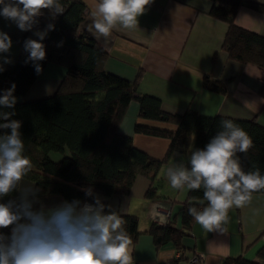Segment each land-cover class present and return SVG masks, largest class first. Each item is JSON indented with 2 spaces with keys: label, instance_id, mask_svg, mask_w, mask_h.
I'll use <instances>...</instances> for the list:
<instances>
[{
  "label": "trees",
  "instance_id": "obj_1",
  "mask_svg": "<svg viewBox=\"0 0 264 264\" xmlns=\"http://www.w3.org/2000/svg\"><path fill=\"white\" fill-rule=\"evenodd\" d=\"M210 1L209 13L223 19L228 25L221 49L235 61L264 67V34L239 26L234 21L237 9L244 2L262 12L264 3L246 0ZM59 2L62 14L53 16L44 10L33 26L42 32L46 31L45 38L40 41L46 51L45 60L39 62L42 69L49 62L63 65L66 69L55 92L34 100L21 99L39 76L33 63L25 62L29 55L27 52L10 69L0 72V95L15 83L13 95L17 98L14 108L0 106V111L15 112L11 119L21 122L24 155L32 162V170L25 178L31 179L35 188L40 189L38 195L58 194L64 200L79 199L92 203L93 198L81 190L91 188L94 195L105 203L112 196H118L119 200L127 196L134 178L141 175L149 180L145 198L156 201L162 198L158 194V172L172 152L175 149H203L221 130V121L225 119L236 123L252 140V147L247 153H237L243 170L247 172L258 168L264 175V126L254 120L202 115L191 106L181 113L164 110L159 98L139 92L141 71L130 80L105 69L108 52L92 35L79 28L88 15L84 1ZM49 24L54 25V30H47ZM203 85L220 93L226 92L222 80L210 79L207 75L203 77ZM259 92L264 98V85ZM133 99L138 101L140 117L175 125L173 129H168L139 122L134 124L135 132L169 140L161 158L137 148L131 136L118 131L120 120ZM4 133H10V129H0V134ZM52 153H59L60 157L53 159ZM203 195V188L187 189L186 197L179 201L181 226L173 224V216L169 212L167 223L153 222L145 229L157 246L172 241L176 248H182L181 239L188 235L187 229L194 221L188 208L194 206L202 210L207 205ZM119 215L131 237V249L141 232L138 229V217L131 213ZM3 231L10 232L9 229ZM262 235L264 231L259 237L262 238ZM258 253L264 257V246ZM222 264L262 263L239 255L226 257Z\"/></svg>",
  "mask_w": 264,
  "mask_h": 264
},
{
  "label": "crops",
  "instance_id": "obj_2",
  "mask_svg": "<svg viewBox=\"0 0 264 264\" xmlns=\"http://www.w3.org/2000/svg\"><path fill=\"white\" fill-rule=\"evenodd\" d=\"M83 1L88 15L79 28L92 35L108 52L104 62L107 71L130 80L141 71L139 92L159 98L166 111L181 113L191 106L202 115L254 120L264 126V98L259 92L264 85V67L235 61L221 49L228 25L209 13L210 0H153L145 14L139 17L136 29L118 26L108 38L98 37L92 28L91 13L97 0ZM246 1L264 3V0ZM234 21L239 26L264 34V12L246 2L237 9ZM0 31L7 33L12 40L10 52L0 54L11 60V63L3 64L4 70L10 69L26 52L24 42L29 38L37 40L35 33L42 32L34 27L31 31H21L15 23L3 17H0ZM0 63H3L2 59ZM65 71L63 65L47 63L21 99L28 101L52 95ZM206 75L210 79L222 80L226 92L205 87L203 77ZM138 111V101L133 99L120 120L118 131L131 136L137 148L161 158L169 140L135 132L134 124L141 121L146 125L167 126L168 129L175 125L140 120L142 117ZM191 153V149H175L160 168L158 194L162 198L156 201L145 198L149 180L141 175L134 178L129 194L120 198L118 214L137 215L141 231L131 247L133 264H187L188 258L196 252L204 254L203 264H222L226 257L239 255L264 264V257L258 253L264 246V237H259L264 231V192H254L251 203L244 207L229 209L228 222L221 230L209 232L194 220L187 229L188 235L181 239L180 249L172 241L157 246L152 235L145 231L153 222L167 223L166 211L171 212L173 224L181 226L179 201L186 197L187 188L174 189L167 169L181 164L190 168ZM51 157L58 159L60 154L52 153ZM25 188H35V184L24 177L17 191L4 197L2 202L18 200L19 192ZM39 199L48 206L64 201L58 194L39 195Z\"/></svg>",
  "mask_w": 264,
  "mask_h": 264
},
{
  "label": "clouds",
  "instance_id": "obj_3",
  "mask_svg": "<svg viewBox=\"0 0 264 264\" xmlns=\"http://www.w3.org/2000/svg\"><path fill=\"white\" fill-rule=\"evenodd\" d=\"M153 0H97L93 6L92 28L98 37L108 38L114 28L134 30L139 17L145 14ZM44 10L53 16L62 14L59 0H0V17L12 21L21 31H31ZM47 30H54L49 24ZM39 37L27 39L24 50L29 53L37 75L43 69L46 51ZM10 36L0 31V54L9 53ZM2 72L4 63L0 56ZM15 83L0 95V106L14 108ZM15 112L0 111V129L10 133L0 135V264H133L131 237L124 228L123 218L115 211L105 213V205L91 188L81 189L93 202L73 199L48 206L39 199V188H25L19 199L4 197L16 192L20 182L32 170L30 158L24 155L21 122L11 119ZM218 131L203 149L192 151L190 168L178 165L167 169L174 189L200 190L207 206H194L188 213L207 231L221 230L228 222V210L251 203L252 194L264 190V175L257 168L244 171L237 153H247L252 147L248 133L232 120H222ZM39 205V207H36ZM9 229V233L3 230Z\"/></svg>",
  "mask_w": 264,
  "mask_h": 264
},
{
  "label": "built area",
  "instance_id": "obj_4",
  "mask_svg": "<svg viewBox=\"0 0 264 264\" xmlns=\"http://www.w3.org/2000/svg\"><path fill=\"white\" fill-rule=\"evenodd\" d=\"M52 15V14H50ZM166 216H169V211H166ZM264 237V235H262ZM204 254L196 252L187 260V264H203ZM162 264H173L172 262L162 263Z\"/></svg>",
  "mask_w": 264,
  "mask_h": 264
},
{
  "label": "water",
  "instance_id": "obj_5",
  "mask_svg": "<svg viewBox=\"0 0 264 264\" xmlns=\"http://www.w3.org/2000/svg\"><path fill=\"white\" fill-rule=\"evenodd\" d=\"M119 197L118 196H112L109 197L106 201H105V205H110L111 209L109 208H105V213H108L109 211H115L118 213V207H119Z\"/></svg>",
  "mask_w": 264,
  "mask_h": 264
},
{
  "label": "rangeland",
  "instance_id": "obj_6",
  "mask_svg": "<svg viewBox=\"0 0 264 264\" xmlns=\"http://www.w3.org/2000/svg\"><path fill=\"white\" fill-rule=\"evenodd\" d=\"M140 120H148V121H150V122H155V121H157V122H160V123H164V124L173 125L172 123L164 122V121H161V120H153V119H148V118H140ZM139 123L146 124V123H144V122H141V121H139ZM147 125H151V124H147ZM151 126H152V125H151ZM154 126H157V125H154ZM161 127L165 128V127H167V126H161ZM167 128H168V127H167Z\"/></svg>",
  "mask_w": 264,
  "mask_h": 264
}]
</instances>
